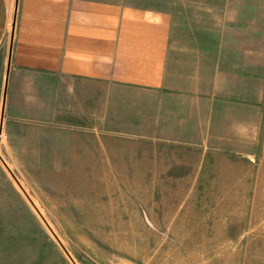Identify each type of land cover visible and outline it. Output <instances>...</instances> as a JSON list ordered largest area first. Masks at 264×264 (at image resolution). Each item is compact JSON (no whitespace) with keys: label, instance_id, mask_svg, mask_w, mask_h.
<instances>
[{"label":"crops","instance_id":"1","mask_svg":"<svg viewBox=\"0 0 264 264\" xmlns=\"http://www.w3.org/2000/svg\"><path fill=\"white\" fill-rule=\"evenodd\" d=\"M225 8V0H0V115L103 136L116 160L127 145L128 160L157 169L153 183L189 184L176 174L189 167L215 168L212 183H258L240 170L255 163L264 79L255 50L226 45L256 40L257 24L242 12L226 18Z\"/></svg>","mask_w":264,"mask_h":264},{"label":"rangeland","instance_id":"2","mask_svg":"<svg viewBox=\"0 0 264 264\" xmlns=\"http://www.w3.org/2000/svg\"><path fill=\"white\" fill-rule=\"evenodd\" d=\"M225 1L226 18L256 19V40L226 45L255 50L264 79V0ZM250 143L255 163L240 172L258 183H212L215 168L189 167L176 174L193 182L158 184L127 145L116 160L103 136L3 115L0 264H264V115Z\"/></svg>","mask_w":264,"mask_h":264},{"label":"water","instance_id":"3","mask_svg":"<svg viewBox=\"0 0 264 264\" xmlns=\"http://www.w3.org/2000/svg\"><path fill=\"white\" fill-rule=\"evenodd\" d=\"M8 76V75H7ZM6 86H7V77H6V81H5V90H4V94L6 92ZM3 112V111H2ZM2 119H3V115H0V132L2 129ZM40 215V214H39ZM41 216V215H40ZM41 218L44 220V218L41 216ZM45 222V221H44ZM46 226L48 227V229L51 231V233L53 234L52 230L49 228V226L47 225V223L45 222ZM54 235V234H53ZM55 236V235H54ZM56 238V237H55ZM56 240L58 241V239L56 238ZM59 242V241H58Z\"/></svg>","mask_w":264,"mask_h":264}]
</instances>
